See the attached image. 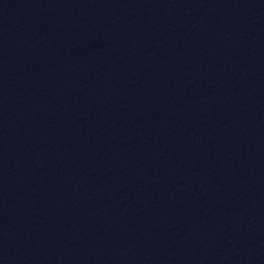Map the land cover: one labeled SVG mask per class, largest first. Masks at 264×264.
Segmentation results:
<instances>
[{
    "label": "water",
    "instance_id": "obj_1",
    "mask_svg": "<svg viewBox=\"0 0 264 264\" xmlns=\"http://www.w3.org/2000/svg\"><path fill=\"white\" fill-rule=\"evenodd\" d=\"M0 264H264V0H0Z\"/></svg>",
    "mask_w": 264,
    "mask_h": 264
}]
</instances>
